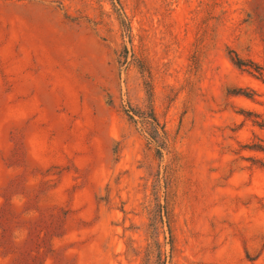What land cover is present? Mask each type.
I'll use <instances>...</instances> for the list:
<instances>
[{"label": "rangeland", "instance_id": "obj_1", "mask_svg": "<svg viewBox=\"0 0 264 264\" xmlns=\"http://www.w3.org/2000/svg\"><path fill=\"white\" fill-rule=\"evenodd\" d=\"M0 264H264V0H0Z\"/></svg>", "mask_w": 264, "mask_h": 264}, {"label": "trees", "instance_id": "obj_2", "mask_svg": "<svg viewBox=\"0 0 264 264\" xmlns=\"http://www.w3.org/2000/svg\"><path fill=\"white\" fill-rule=\"evenodd\" d=\"M121 23L124 24V20L123 19H121ZM127 29L129 30L128 27H127ZM232 61L238 67L247 66V64L240 57H238L237 55H235L234 59L232 58ZM256 68H258V66L257 67L255 66L254 70L257 71L259 73V75H260L261 72H259L258 71L259 69H256ZM126 113H127L128 117L132 121L136 122L135 117H138L143 122H145L147 125H149L150 127L148 128V131L152 132L150 134H153V135H151L152 140H154L155 142H158L159 138H158V135H156V134H158L157 133V128L159 126V122L157 121L156 117L154 116V114L152 112V109H149L148 113H143V112H140V111H136L132 107H129V109L126 110Z\"/></svg>", "mask_w": 264, "mask_h": 264}]
</instances>
